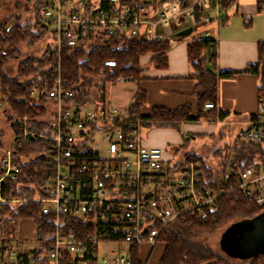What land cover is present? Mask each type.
<instances>
[{
    "label": "built area",
    "instance_id": "built-area-1",
    "mask_svg": "<svg viewBox=\"0 0 264 264\" xmlns=\"http://www.w3.org/2000/svg\"><path fill=\"white\" fill-rule=\"evenodd\" d=\"M144 11L141 1L43 0L45 35L37 42L39 51L23 57L44 56L48 61L17 80L32 84L27 99L46 110L34 116L7 115L11 134L5 138L0 133V203L18 209L27 201L43 202L29 219L35 238L28 250L39 246L35 219L40 213L49 221L51 239L37 257L24 260L19 253L28 250L0 238V264H135L134 252L138 264H148L168 223L184 214L207 217L224 192L241 189L264 204V160L259 166L246 165L233 154L224 179L232 177L235 184L229 189L205 185L201 161L167 159L162 147L145 143L144 130L152 120L131 105H114L106 96L99 101L93 92L90 103H78L81 83L70 85L64 77L63 55L75 56L85 36L91 35L90 45H104L116 31L159 41L165 39L166 27L194 23L197 12L206 20L211 17L206 0H168L153 16ZM18 62L10 61L16 64L12 75ZM116 65L115 59H105L99 74L92 76L94 82L101 77L97 83H111L105 75ZM131 78L120 74L116 81ZM213 108V101L205 103V110ZM0 109L10 113L8 95L1 92ZM237 136L253 142L264 139L263 100ZM37 142L39 151L23 154L26 145ZM38 156L48 174L36 169L34 181L18 180L22 165ZM6 180L19 181L20 194L11 188L4 196Z\"/></svg>",
    "mask_w": 264,
    "mask_h": 264
},
{
    "label": "trees",
    "instance_id": "trees-1",
    "mask_svg": "<svg viewBox=\"0 0 264 264\" xmlns=\"http://www.w3.org/2000/svg\"><path fill=\"white\" fill-rule=\"evenodd\" d=\"M32 2L33 19L31 22H25L21 19L19 11L6 19L0 21V81L1 93L8 95L10 113L12 115L29 114L34 116L43 113L46 108L38 103H33L27 99V90L32 86L29 82H21L17 77L29 73H36L42 66L47 63V59L34 55L23 57L21 49L22 44L30 46L35 45L45 35L42 25L41 8L43 0H29ZM139 3L140 0H129ZM223 10L237 0H218ZM103 6H109V3L103 2ZM187 3L184 5L186 6ZM258 8H264L263 1H259ZM205 20V16L197 12L195 23ZM228 15L221 18V23H226ZM195 27H193L194 29ZM91 35L85 36L81 41L78 52L75 56L63 55V74L70 85L80 84V94L77 99L79 104L91 102L94 79L92 76L99 74V67L107 58L116 60L117 65L110 68L105 75L104 80L115 83L117 76L122 74L127 77L141 81L142 72L147 66L142 65L140 58L148 53L151 54L150 61L155 67H166L168 65L167 52L171 46L168 39L159 41L142 40L138 37L120 36L118 31L104 45H90ZM188 56L192 67L190 75L195 78L196 83L193 94L197 99L196 112L193 111L191 103L167 108L155 106L149 114H144L152 122L149 126L172 127L180 130L181 124L186 121L201 119H223L229 112L216 110V108L205 110L204 106L207 101L216 103L218 99V79L220 77H233L237 74L234 70L219 71L216 67L217 47L216 39L210 35L193 37L187 42ZM6 51V54L3 53ZM259 59L256 63H251L246 68L253 74H256L260 83L258 86V99H264V40L258 42ZM18 60V68L15 75L8 72L7 63ZM28 63V65H26ZM104 84L101 83V85ZM23 99L18 100L19 97ZM146 103V91L139 87L135 95V102L131 105L133 109L139 111L140 107ZM2 133V131H0ZM187 138H184L182 145H185ZM181 145V146H182ZM41 143H32L23 149L24 155L40 150ZM230 153L237 155L246 165L259 166L264 160V139L259 142L237 139L234 144H228L226 147ZM222 149H217L216 153L220 154ZM186 159H195L201 161L204 173V184L214 187L229 189L235 184V179L230 177L227 181L224 179L228 175L227 159L220 162V170L215 173L205 159L196 152H185ZM43 163L41 158L35 157L31 161L22 165L21 175L18 180L25 182L34 181L36 169H41L43 173L48 174L49 168ZM28 177V179H26ZM18 182L6 180L2 189L3 195H9L11 188L14 193L20 194ZM11 203H0V226L2 231L1 237L12 236L15 234L24 220L31 218L32 211L40 212L43 202L27 201L18 209ZM264 210V204L256 202L245 195L241 189L227 191L219 196L217 205L209 210L205 218H199L191 214H184L168 223L161 233L160 242H164L163 253L158 264H238L234 263L232 257L217 250L208 243L198 239L220 229L225 228L232 222L240 221L245 218H251ZM36 222L39 226L38 237L39 246L28 251L19 253L20 257L27 260L37 257L41 253L44 245L51 239V228L49 221L43 214H38ZM135 253L134 263H139L137 253ZM264 254H258L251 258L248 264H263Z\"/></svg>",
    "mask_w": 264,
    "mask_h": 264
},
{
    "label": "crops",
    "instance_id": "crops-1",
    "mask_svg": "<svg viewBox=\"0 0 264 264\" xmlns=\"http://www.w3.org/2000/svg\"><path fill=\"white\" fill-rule=\"evenodd\" d=\"M140 1L145 9V14L149 16L155 15L163 4L168 3V0ZM259 1L264 3V0H237L236 4L229 6L227 10H223L220 9L218 0H215V3H212V0L210 3L209 0H206L210 19H205L197 24L191 21L179 26L172 24L164 30L165 38L171 43L167 52L168 65L166 67L147 66L151 62V54L143 55L140 62L147 68L142 72L144 78L141 79L140 83L133 78L103 85L96 83L94 89L92 88L94 97L100 101L106 96L114 105L130 106L134 104L137 89L141 87L146 91V103L139 109L142 114H149L155 106L174 108L185 103H191L193 111L196 112L197 99L193 94L196 80L190 75L192 67L187 50L188 40L185 39L184 35L177 32L190 25H192V29L193 27L196 28L197 25L203 23L210 26L206 28L204 35H210L216 39L217 57L215 63L217 70H234L237 72L233 77H220L218 79L216 110L228 111L229 114L218 120L205 118L186 121L181 124L180 130L172 127L155 126L151 129L149 136L145 137V143L157 145L164 149L168 144L181 143L184 136L188 137L191 133L192 135H213L218 124H227L235 120L234 122L246 126L250 119L255 116L259 107L258 86L260 79L256 74L246 71L249 64L258 61V42L264 40V8L261 10L258 8ZM224 15H228V20L226 23H221V18ZM102 88L105 93L100 92ZM95 90L97 93L94 92ZM233 113L234 116H232ZM237 139L238 136L231 144H234ZM183 153L178 155V158L181 159ZM164 155L167 159H172L171 153L166 148ZM22 223H25L24 227H21ZM23 228H26L27 231L24 234H22ZM30 228L35 238L34 224L29 220L20 223L16 240L18 245H22V248H18V250H28L34 244L33 242L29 244L30 246L23 245V242H26L30 235ZM11 243L14 245V242ZM164 245L163 242V249Z\"/></svg>",
    "mask_w": 264,
    "mask_h": 264
},
{
    "label": "rangeland",
    "instance_id": "rangeland-1",
    "mask_svg": "<svg viewBox=\"0 0 264 264\" xmlns=\"http://www.w3.org/2000/svg\"><path fill=\"white\" fill-rule=\"evenodd\" d=\"M16 10L19 11L20 17L23 21L25 22L32 21L33 19L32 2L29 0H0V21L11 16ZM207 27L210 26H207V24H203V23L197 25L196 28L192 29V31L184 35V37L185 39L190 40L193 37L204 36ZM37 44L32 46L28 44H22L21 49L23 51V54H28L31 52L35 53L36 51H39L40 47L39 44L38 45ZM7 65H9V63H7ZM152 65H153L152 62H150L147 66L151 67ZM8 68H9L8 72L14 74L16 70V64L10 63V66ZM99 78L101 77L95 78L93 87L96 85V83L98 82L96 80H99ZM94 92L97 93L96 90ZM100 92L105 93L102 89H100ZM7 114H8L7 110L0 109V130L4 132L5 138H8L11 134L9 123L7 121ZM232 116H234V113L232 114ZM230 119L233 120L234 118H230ZM209 120H214V119H209ZM234 121L235 120H233V122H228L227 124H218L215 133L213 135L211 134L192 135L191 133L189 134L188 137L184 136V138H187V142L185 143V145H182V143L184 142L183 139L181 143L168 144L166 145L165 148L171 153L172 159H180L178 158L179 157L178 155H180L182 152H184L183 154H185V152H196L198 155H201L205 159L207 164L212 167L215 173H218L220 170V162L222 160L227 159L228 165L230 164L233 153H230L229 149L226 147L228 146V144H231L233 142V140L237 137V130L241 126H243V124L236 123ZM153 127L155 126L152 127L148 126L147 128H145L144 130L145 137L149 136L151 129ZM95 146L100 147L99 150L102 153H105V148H103L102 144L97 143ZM217 149H222L220 154L216 153ZM24 225L25 223H22L21 227H24ZM224 230H225V226L221 227L220 229H217L212 233L199 236L198 239L208 243L217 250H221L219 245V240ZM26 232H27L26 228H23L22 234ZM16 234L17 232L7 238L10 239L11 242H14V246L16 248H22V245L17 244ZM29 234L30 235L27 237L26 242H23L24 246H28L29 244H32L34 242L33 231L31 228L29 230ZM1 236H2V231L0 226V238H4ZM4 239H6V237ZM162 249H163V242L159 241L151 252V255L148 259V264H157ZM231 259L233 260L234 263L248 264L251 258L240 259V258L232 257Z\"/></svg>",
    "mask_w": 264,
    "mask_h": 264
},
{
    "label": "water",
    "instance_id": "water-1",
    "mask_svg": "<svg viewBox=\"0 0 264 264\" xmlns=\"http://www.w3.org/2000/svg\"><path fill=\"white\" fill-rule=\"evenodd\" d=\"M215 3V0H212ZM192 25L180 29L177 33L186 35ZM143 231L144 234L147 228ZM220 249L227 255L240 259H249L264 254V210L259 214L232 222L223 231L219 240Z\"/></svg>",
    "mask_w": 264,
    "mask_h": 264
}]
</instances>
